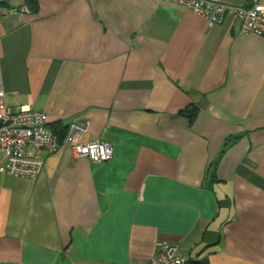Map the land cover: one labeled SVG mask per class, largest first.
<instances>
[{
  "label": "crops",
  "instance_id": "crops-1",
  "mask_svg": "<svg viewBox=\"0 0 264 264\" xmlns=\"http://www.w3.org/2000/svg\"><path fill=\"white\" fill-rule=\"evenodd\" d=\"M34 1L0 14L5 103L113 156L63 147L35 178L0 169V264H147L159 240L264 264V36L169 0Z\"/></svg>",
  "mask_w": 264,
  "mask_h": 264
},
{
  "label": "built area",
  "instance_id": "built-area-1",
  "mask_svg": "<svg viewBox=\"0 0 264 264\" xmlns=\"http://www.w3.org/2000/svg\"><path fill=\"white\" fill-rule=\"evenodd\" d=\"M0 0V14L7 12ZM203 16L209 26L220 24L227 13L239 21L240 30L264 36V2L252 0L249 6H229L219 0H169ZM0 89V169L7 174L35 178L44 164V155L67 147L74 157H86L93 162L108 161L113 156L111 143L99 139L74 142V132L86 127L71 123L64 137H59L46 126V115L27 106H8ZM147 264H188V257L178 246L166 240L156 243V250Z\"/></svg>",
  "mask_w": 264,
  "mask_h": 264
},
{
  "label": "trees",
  "instance_id": "trees-1",
  "mask_svg": "<svg viewBox=\"0 0 264 264\" xmlns=\"http://www.w3.org/2000/svg\"><path fill=\"white\" fill-rule=\"evenodd\" d=\"M33 1V3H34V6H35V1L34 0H30V2H32ZM186 112V109L185 110H183L182 112H181V114H183V113H185ZM62 128V134H64V130H65V128L62 126L61 127ZM59 137H61L60 135H59ZM62 138V137H61ZM188 264H206V262L205 261H197V260H194V259H192V258H188Z\"/></svg>",
  "mask_w": 264,
  "mask_h": 264
}]
</instances>
